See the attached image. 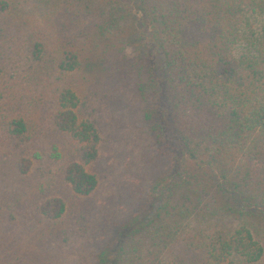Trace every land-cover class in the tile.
<instances>
[{"label":"trees","instance_id":"16d2710c","mask_svg":"<svg viewBox=\"0 0 264 264\" xmlns=\"http://www.w3.org/2000/svg\"><path fill=\"white\" fill-rule=\"evenodd\" d=\"M101 95L142 150L92 264H264V0H0V264H62Z\"/></svg>","mask_w":264,"mask_h":264},{"label":"rangeland","instance_id":"374dc122","mask_svg":"<svg viewBox=\"0 0 264 264\" xmlns=\"http://www.w3.org/2000/svg\"><path fill=\"white\" fill-rule=\"evenodd\" d=\"M36 17L39 19V10ZM256 24L259 28L258 19ZM100 97L108 102L106 106L104 101L99 102L94 117L102 138L95 167L99 184L90 198L92 212L76 226L67 243L50 248L52 255L62 264H92L93 252L107 241L110 230L127 214L128 190H132L138 180L134 165L141 164L137 161L142 150L137 137L140 134L139 124L128 106L113 105V100L103 95ZM53 168L57 169V166Z\"/></svg>","mask_w":264,"mask_h":264}]
</instances>
